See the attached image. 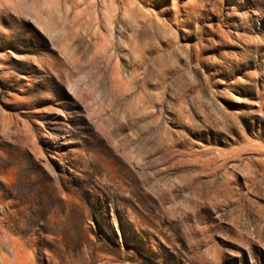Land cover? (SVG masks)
I'll use <instances>...</instances> for the list:
<instances>
[{
	"label": "rangeland",
	"instance_id": "1",
	"mask_svg": "<svg viewBox=\"0 0 264 264\" xmlns=\"http://www.w3.org/2000/svg\"><path fill=\"white\" fill-rule=\"evenodd\" d=\"M117 2L134 9L113 34L141 36L134 67L129 52L111 43L92 61L64 59L67 46L86 49L88 41L72 32L88 16L70 17L65 31L52 17L56 38L19 17L59 62L63 81H53L50 104L67 112L76 101L92 116L83 112L78 123L52 114L70 124L59 136L44 93L19 108L5 100L22 95V75L16 90L0 85V117L26 122L44 154L21 130L0 135V216L18 211L38 229L9 232L24 244L20 264H177L176 253L180 264H211L216 253L225 264H264V0ZM74 6L27 0L20 8L55 15ZM145 19L154 25L148 32L141 31ZM240 21L245 29L235 26ZM100 26L92 29L104 32ZM27 55L22 66L34 67L36 54Z\"/></svg>",
	"mask_w": 264,
	"mask_h": 264
},
{
	"label": "bare ground",
	"instance_id": "2",
	"mask_svg": "<svg viewBox=\"0 0 264 264\" xmlns=\"http://www.w3.org/2000/svg\"><path fill=\"white\" fill-rule=\"evenodd\" d=\"M23 1H27V0H0V72L6 70V72L0 74V85L7 86L10 89L16 90L17 89L16 87L21 79L19 78V74H21L22 77L26 80L25 82L27 86L23 90L21 89L22 95L19 94L16 96H12V95L8 96V98L5 100V104L11 101L14 102L15 107L28 108L32 104H34L36 100L40 99L41 93H44L45 95L43 102L44 112L47 114L48 120L51 121L53 129L57 131L58 133L57 135L64 137L69 133L68 127L70 126V124L64 122L61 119V117L60 119L57 117H52L51 116L52 114L56 113L58 115H63L64 117L69 116L70 119L75 120L78 123H83L80 122L83 121V112H85V114L87 115L86 117L87 119L91 118L92 116L90 115L89 111L85 109V107H81L82 104L79 105V103H77L76 101L70 102V106H72V110L67 112H64L61 109V107H55L52 104H50L51 98L48 97L47 95L56 92L57 89V88L55 89V87L53 86V81L55 79L56 80L59 79L60 82L63 81V79H61L60 77L61 71L56 68V64L59 62L56 60L51 50L39 48L42 45V42L40 41L39 38L29 33L28 30L25 29L24 26L21 24V22H19L20 15L25 14L29 16L35 22V24L40 25L43 28V30L49 32L54 38H56L54 33L56 32L57 28L60 25L51 24L53 23L52 17L56 18L58 16L59 21H61L60 27L64 29L65 23L70 20V17L72 20L77 21V20H82L83 18L88 16L87 20L83 23V25L80 28L79 27L76 28L72 32V36H78L79 40H81L82 42L88 41V45L86 49L81 51L77 49L76 46L75 47H73V45L72 47L67 46L62 50L64 59L72 60L75 63H81L84 59H88L89 61H92L100 52L101 48L103 47L107 48L111 43L112 46H115L114 51H116V48H122L129 52L130 63L131 65H133L132 67H134V63L138 58V56H135L136 53L135 49L137 47V44L140 43L141 36L126 35L125 41H122L120 39H115V37L113 38L114 31H117L116 25L122 19L121 15H125V14L132 15L134 9L126 5H120L119 2H117V0H101L102 3L101 6H99L100 2L96 0H72L75 6L71 9V11H69L68 8L63 9L61 12L59 10H55L56 14L54 15L53 14L54 12L50 11L49 9L47 11L33 9L32 12H25L23 9L20 8V5L22 4ZM263 14L264 13H262V15ZM230 15L233 16L235 14L230 12ZM245 17L247 16L245 15ZM98 23L101 26H103L102 29L105 30L104 32L103 31L98 32L92 29V26ZM85 24H87V26ZM235 26L237 27V29L246 28V24L244 21H240V23L235 24ZM153 28L154 25H152L148 19H145V21L142 23L141 31L148 32ZM219 38L221 39L219 40L222 42V35H219ZM233 38H236L237 40H241V41L243 40L242 41L243 43L246 42L249 43L247 37H245L244 35H240L239 32H236ZM18 40L24 41L27 45L23 47L18 46V44L16 43ZM28 44L29 45L31 44L35 48L31 49V47ZM31 51L36 54V56H34L33 59L35 66L23 67L22 64L25 62L24 58L28 59L29 56L27 55V53ZM114 51L112 54H114ZM9 53L13 54L16 57V59L11 60L10 58L11 55ZM60 63L64 64L65 62L61 61ZM115 69L119 73L120 68L118 63L115 64ZM44 71H46L47 75L43 74ZM36 75L41 76L40 81H37L35 79ZM67 87L72 89L69 82H67ZM0 94H1V89H0ZM0 109L2 108L0 107ZM3 109L5 110V108ZM24 123L25 124L20 125L19 123H16V120H14L11 115L4 114L2 117H0V135L9 138L13 133H17L19 130H21L22 132H24V135L28 143L34 144V146L32 147L35 148L34 150L36 151V153H40L42 155L43 150L40 147H38V145H36L35 137L30 135L31 133L30 127L26 125V122ZM40 132L43 136H46V133L43 132L42 129H40ZM47 137H50L53 141L55 139V137L51 134ZM55 154L59 156V158L55 157L56 159H59L60 161L63 160L64 156L60 152L58 147L55 148ZM35 198H37L36 195ZM35 213H38V211L36 210ZM27 218L22 216L18 211H14L13 213H8L7 211H4L3 215L0 216V264H20V262L22 261L23 258L22 247L24 246V244L19 238L10 236L9 232L14 230L18 232H22L26 228V229H30L33 232V235H35L38 229L35 225H30ZM239 219L240 218H238V220ZM232 220L230 221L232 222ZM243 220L245 219L243 218ZM247 220L249 221V219ZM235 221H237V219ZM172 222H173L172 220L169 221V223L173 224ZM179 223L181 224V222ZM256 233L259 235L260 232L256 231ZM32 241L35 243V237L32 238ZM191 254L190 256L192 257L193 254L192 255ZM195 257L191 259L195 260ZM198 258L199 257H197L196 260ZM222 258L223 257L218 256L217 253L214 254V259L216 262H213L211 264H225ZM165 259L170 260V257L166 256ZM172 260L176 261L177 264H180L182 262L180 255L177 253L172 255ZM199 260L201 264H205V260L204 261L203 259H199Z\"/></svg>",
	"mask_w": 264,
	"mask_h": 264
}]
</instances>
